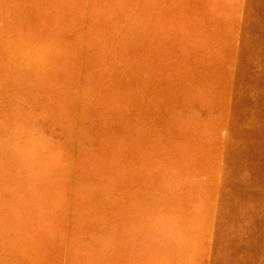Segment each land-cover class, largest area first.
Wrapping results in <instances>:
<instances>
[{
	"label": "rangeland",
	"instance_id": "374dc122",
	"mask_svg": "<svg viewBox=\"0 0 264 264\" xmlns=\"http://www.w3.org/2000/svg\"><path fill=\"white\" fill-rule=\"evenodd\" d=\"M0 264H264V0H0Z\"/></svg>",
	"mask_w": 264,
	"mask_h": 264
},
{
	"label": "crops",
	"instance_id": "0c3cea01",
	"mask_svg": "<svg viewBox=\"0 0 264 264\" xmlns=\"http://www.w3.org/2000/svg\"><path fill=\"white\" fill-rule=\"evenodd\" d=\"M213 5H243L245 0H208Z\"/></svg>",
	"mask_w": 264,
	"mask_h": 264
}]
</instances>
